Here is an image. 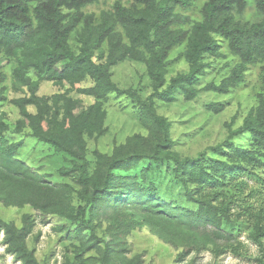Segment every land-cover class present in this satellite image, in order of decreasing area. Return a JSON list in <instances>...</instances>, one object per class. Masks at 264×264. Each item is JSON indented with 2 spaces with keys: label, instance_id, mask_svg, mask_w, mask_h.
Instances as JSON below:
<instances>
[{
  "label": "trees",
  "instance_id": "16d2710c",
  "mask_svg": "<svg viewBox=\"0 0 264 264\" xmlns=\"http://www.w3.org/2000/svg\"><path fill=\"white\" fill-rule=\"evenodd\" d=\"M99 1L0 0V109L9 105L18 115L11 131L6 111L0 110V182L20 172L17 155L26 139L14 137L25 134L68 157L69 166L59 173L78 188L62 185L70 200L55 210L68 222L60 230L80 250L99 251L101 264H140L127 257L136 218L110 223L105 217L122 210L145 212V222L166 242L187 227L204 237L211 233L236 242L237 255L246 248L238 240L244 227L259 248L257 264H264V202L252 222L232 219L233 206L252 211L251 200L264 199V0H204L198 20L186 13L195 0H114L111 11L85 12ZM223 45L234 65L219 83L200 88L213 61L226 56ZM177 48L186 70L169 76L170 56ZM125 62L145 67L152 90L147 98L115 82L114 69ZM251 66L260 69L254 105L240 122L234 116L224 124L223 142L182 158L171 139L173 123L158 113V101L169 106L181 100L192 103L205 91L229 94L244 85ZM45 83L60 90L41 95ZM111 96L133 100L134 117L145 134H135L111 155L96 152L93 168L86 138L106 134ZM225 108L210 103L206 109L220 114ZM144 161L149 168L142 171L141 183L126 173ZM163 164L173 166L185 201L196 208L165 201L154 184L144 185L153 166ZM104 223L106 236L101 237ZM34 225L30 215L21 227L0 219L7 253L23 264H40L27 244ZM198 242L181 253V260L204 249ZM77 258L88 264L79 254Z\"/></svg>",
  "mask_w": 264,
  "mask_h": 264
},
{
  "label": "rangeland",
  "instance_id": "374dc122",
  "mask_svg": "<svg viewBox=\"0 0 264 264\" xmlns=\"http://www.w3.org/2000/svg\"><path fill=\"white\" fill-rule=\"evenodd\" d=\"M204 0H195L194 6L186 12L193 19L201 18L200 9ZM114 0H100L98 4L89 6L85 12L99 15L102 11H111ZM128 4V3H126ZM250 13V11H248ZM225 44V43H224ZM181 48H177L170 56L169 76H175L186 70V65L179 58ZM222 52L226 55L208 69L207 74L200 80V88L206 87L211 82L219 83L227 76L234 60L223 45ZM212 62V60H211ZM226 63L230 66L226 67ZM259 66H251L247 72L246 81L241 87L232 90L229 94L219 95L212 92H202L192 103L179 101L169 106L162 105L158 101V113L172 121L173 127L171 139L176 144L174 150L182 157H196L201 151L209 146L223 142L227 137V130L224 127L234 116H238V122L254 105L255 95L261 89L259 80ZM114 80L122 89H131L147 98L152 90L145 67L133 62H125L114 69ZM60 90V87L53 83H45L40 91L41 95H53ZM210 103H222L226 106L220 114L207 111ZM134 102L130 98L111 96L107 103L108 119L106 122L107 131L99 139L86 138L88 147V159L94 168L96 166V152L111 155L117 146L125 145L129 138L135 134L145 131L134 117ZM0 110L6 111L8 115L5 123L10 130L15 129V122L18 119L16 111L9 105ZM18 139H26L24 147L19 151L17 159L21 162V170L16 175H11L7 182H0V219L14 223L17 227L23 225L24 217L31 216L35 225L27 240L30 250L34 251L35 257L40 264H79V254L87 259L88 264H101L99 251H82L78 242L70 240L66 230L67 220L56 212L62 206L61 201L69 203L70 197L62 189V185L69 183L76 188L74 180L62 177L59 169L69 166L68 157L60 154L49 145L19 134ZM149 168V162L144 161L134 170L126 173L141 180L144 169ZM153 171L148 175L144 185L154 184L158 195L165 201L186 207L196 208L195 205L185 201L184 189L174 180L172 165L163 164L153 166ZM119 174H125L119 172ZM75 195V193H74ZM58 203L53 207L52 204ZM71 202H75L73 198ZM264 199H252V211L240 210L232 207V219L242 222L245 219L252 222L254 211L258 209ZM238 212L240 215H238ZM105 212L104 214H106ZM128 215L130 217L128 218ZM136 215V217H135ZM145 212H134L124 210L115 215L112 211L106 214L107 220L111 223L115 220L131 221L136 218V226L127 238L129 251L127 257L131 260L137 259L140 264H257L258 246L249 238L250 230L243 227L238 240L246 247L242 255L233 252L236 242H227L225 238H216L211 233L201 236L195 231L190 232L187 227L177 231L168 242L160 237L158 231L145 222ZM239 218V219H236ZM108 224L98 231L99 236H106ZM247 226L245 225V228ZM202 232V228L198 230ZM4 234L0 231V264H23L6 251L3 242ZM203 246L200 252H192L181 260V253L188 246L197 242ZM202 241V242H201ZM216 250V251H215ZM220 255H218V252Z\"/></svg>",
  "mask_w": 264,
  "mask_h": 264
}]
</instances>
